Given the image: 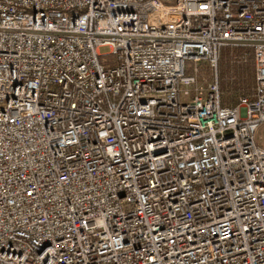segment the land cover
Here are the masks:
<instances>
[{
  "label": "built area",
  "instance_id": "2783aa9c",
  "mask_svg": "<svg viewBox=\"0 0 264 264\" xmlns=\"http://www.w3.org/2000/svg\"><path fill=\"white\" fill-rule=\"evenodd\" d=\"M262 125L264 0H0V264H264Z\"/></svg>",
  "mask_w": 264,
  "mask_h": 264
},
{
  "label": "trees",
  "instance_id": "16d2710c",
  "mask_svg": "<svg viewBox=\"0 0 264 264\" xmlns=\"http://www.w3.org/2000/svg\"><path fill=\"white\" fill-rule=\"evenodd\" d=\"M227 56L224 78H220L219 86L223 92L222 106L235 105L237 98L248 95L254 84V62L250 51L242 58L243 51L234 48L224 49ZM221 54L219 69L221 65ZM220 73V72H219Z\"/></svg>",
  "mask_w": 264,
  "mask_h": 264
},
{
  "label": "rangeland",
  "instance_id": "374dc122",
  "mask_svg": "<svg viewBox=\"0 0 264 264\" xmlns=\"http://www.w3.org/2000/svg\"><path fill=\"white\" fill-rule=\"evenodd\" d=\"M99 52L103 55V57L99 58L100 63H104L106 61L111 60L112 58L108 55H106L108 53V48L107 47H102L100 48ZM225 62H227V56H226V52L224 49H222L221 51V65H220V69H219V75L220 78H224V74H225ZM257 139H258V144L264 148V125L261 126V128L258 131L257 134Z\"/></svg>",
  "mask_w": 264,
  "mask_h": 264
}]
</instances>
